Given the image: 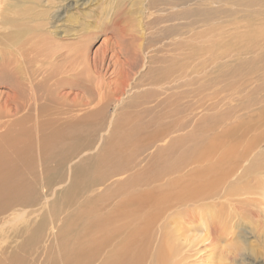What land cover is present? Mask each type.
I'll return each instance as SVG.
<instances>
[{
  "label": "bare ground",
  "instance_id": "1",
  "mask_svg": "<svg viewBox=\"0 0 264 264\" xmlns=\"http://www.w3.org/2000/svg\"><path fill=\"white\" fill-rule=\"evenodd\" d=\"M64 1L0 0V264H128L165 212L167 222L221 215L218 229L225 206L264 217V97L252 109L222 103L221 79L193 77L190 35L170 33L193 1L131 0L147 13L135 8L129 33L126 3L107 2L112 36L93 58L54 24ZM227 44L215 45L243 47ZM171 232L163 242L178 239ZM186 242L168 249L169 262L185 261Z\"/></svg>",
  "mask_w": 264,
  "mask_h": 264
},
{
  "label": "rangeland",
  "instance_id": "2",
  "mask_svg": "<svg viewBox=\"0 0 264 264\" xmlns=\"http://www.w3.org/2000/svg\"><path fill=\"white\" fill-rule=\"evenodd\" d=\"M130 1L76 0L78 3L75 4V0H65L61 15L54 21V24H59L63 28V32L76 33V43L80 42L81 49H86L88 56L93 58L95 53L105 49L108 38L112 36L110 29L105 27L112 18V16L107 18L104 10L107 2H114L116 5L126 3L128 15L122 26H128V33L133 31L130 26L136 24L139 17L142 16L140 10L135 11V8L138 9L143 6L144 12L147 13L145 2H138V5L132 6ZM192 1L191 8L194 7L195 9L187 17L179 16L181 19L172 21L174 26L170 33H172L171 36H180L187 33L190 35L191 40L187 51H190L192 55L193 77L197 73L199 74L201 70H207V74L211 77L213 73L225 85L219 96L229 90V95L221 99L222 103H227L230 99H238L252 109L254 101L257 98L264 97V0H240L239 2L242 3L240 5H237L236 2L238 1L236 0L227 2ZM204 3L210 5L211 11L201 9ZM246 14L250 15L249 19H243ZM226 36L228 42L225 41ZM221 41L224 45L237 41L243 47L239 51L223 47H221L223 48L221 50L215 45ZM192 49L194 53L196 50L195 54H193ZM253 51L255 52L250 53ZM215 52L216 54H223L220 63L215 68L212 65L203 68L200 59L204 56L212 58ZM239 52L243 54L239 56L238 63H233ZM226 61L232 64L222 63ZM169 63L170 61L161 68L167 67ZM195 69L197 70L196 74ZM109 76L111 75L109 74ZM7 90L6 86L0 85V92L4 93ZM74 91L76 90L74 89ZM93 152L95 153V151H91V153ZM47 193L49 195L53 194L52 189H49ZM237 204V208H226L225 206L223 209L226 217L222 221L223 224L221 223L223 227L220 228L222 229H218L214 224L218 216L221 215L212 219L204 211L203 218L185 221L187 214L182 211L183 213L175 214L174 218H170L167 222L168 213H163L164 218L160 215V218L158 216L155 219L156 226L153 229L152 240L149 239L146 245L140 247L138 257L141 258L134 261L136 257L132 258L133 255H130L127 263L154 264L155 258H158L157 249L159 248L163 250V254L158 264H174L173 261L169 262L170 252L172 253L171 246L185 243L187 240L186 245H183L184 248L181 247L184 251L182 252L183 258H185L182 264H264V217H257L251 211L245 210L246 203H243V207L240 206V203ZM193 208V206H190L188 209L192 212ZM200 212L201 210H199ZM227 212L233 215H229ZM162 219H164V222L166 221V225H160L164 226L163 229L159 227V222H163ZM170 230L179 233L178 239H171L170 234L169 243L163 242L162 235L164 236L165 232L168 233ZM155 233L160 235L161 241ZM168 249L170 252H168ZM32 264L50 263L43 256L32 262Z\"/></svg>",
  "mask_w": 264,
  "mask_h": 264
}]
</instances>
